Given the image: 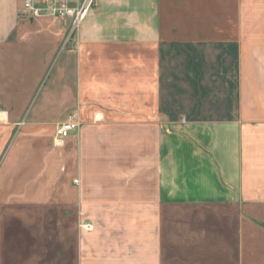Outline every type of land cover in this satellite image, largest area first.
<instances>
[{
  "label": "crops",
  "instance_id": "0c3cea01",
  "mask_svg": "<svg viewBox=\"0 0 264 264\" xmlns=\"http://www.w3.org/2000/svg\"><path fill=\"white\" fill-rule=\"evenodd\" d=\"M0 264H264V0H0Z\"/></svg>",
  "mask_w": 264,
  "mask_h": 264
},
{
  "label": "built area",
  "instance_id": "2783aa9c",
  "mask_svg": "<svg viewBox=\"0 0 264 264\" xmlns=\"http://www.w3.org/2000/svg\"><path fill=\"white\" fill-rule=\"evenodd\" d=\"M96 0H24V7L33 16L50 15L58 19H69L70 28L74 30L95 6ZM78 127V122L68 120L55 127V138L61 142L71 131Z\"/></svg>",
  "mask_w": 264,
  "mask_h": 264
}]
</instances>
